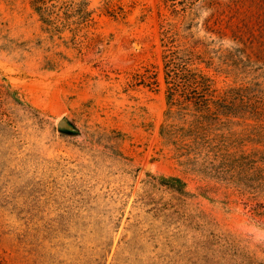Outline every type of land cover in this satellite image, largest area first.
<instances>
[{
	"label": "rangeland",
	"instance_id": "374dc122",
	"mask_svg": "<svg viewBox=\"0 0 264 264\" xmlns=\"http://www.w3.org/2000/svg\"><path fill=\"white\" fill-rule=\"evenodd\" d=\"M0 264H264V0H0Z\"/></svg>",
	"mask_w": 264,
	"mask_h": 264
},
{
	"label": "trees",
	"instance_id": "16d2710c",
	"mask_svg": "<svg viewBox=\"0 0 264 264\" xmlns=\"http://www.w3.org/2000/svg\"><path fill=\"white\" fill-rule=\"evenodd\" d=\"M44 3H37L36 8L38 11L41 12L43 19L45 21L50 20L47 19L45 14H47L48 11H50V7L43 5ZM48 22V21H47ZM180 68V62L176 60L175 57H169L167 58L166 65H165V78L167 83V92H168V98L169 101L171 100V97L173 94L180 90L181 87H184L180 84V78L183 77V80L185 82L186 91H189L188 96H191V100L193 101V98L199 101V103H202V99L198 98L196 95L193 96V94L199 90L208 88L210 86L209 84V77L203 73V71H196L192 68L186 67L185 69L181 70ZM182 71V72H181ZM184 75V76H181ZM192 93V94H191ZM190 100V99H189ZM177 178V177H172ZM179 179V178H178Z\"/></svg>",
	"mask_w": 264,
	"mask_h": 264
}]
</instances>
